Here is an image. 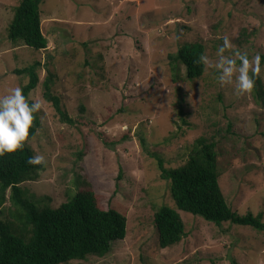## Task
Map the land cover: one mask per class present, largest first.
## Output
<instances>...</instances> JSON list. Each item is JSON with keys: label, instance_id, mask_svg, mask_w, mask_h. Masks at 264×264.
Masks as SVG:
<instances>
[{"label": "rangeland", "instance_id": "374dc122", "mask_svg": "<svg viewBox=\"0 0 264 264\" xmlns=\"http://www.w3.org/2000/svg\"><path fill=\"white\" fill-rule=\"evenodd\" d=\"M19 1L0 0V96L27 83L16 70L42 64L30 93L43 102L40 128L28 146L46 161L39 179L20 187L49 196L56 208L76 193L77 179L87 180L103 206L127 219L125 238L107 255L69 264H264V231L216 226L177 210L169 182L140 143L144 138L168 170L188 160L197 139L214 143L228 208L264 225V105L253 92L240 94L235 76L222 86L205 64L189 81L168 61L182 44L200 43L214 65L224 37L233 45L224 55L264 57V0H43L41 51L8 40ZM46 67L73 125L43 99ZM259 79L264 89V71ZM163 205L180 215L185 236L160 249L153 217Z\"/></svg>", "mask_w": 264, "mask_h": 264}, {"label": "trees", "instance_id": "16d2710c", "mask_svg": "<svg viewBox=\"0 0 264 264\" xmlns=\"http://www.w3.org/2000/svg\"><path fill=\"white\" fill-rule=\"evenodd\" d=\"M42 3L43 0L19 1L7 29L9 41L34 51L46 50L47 39L41 29ZM202 55V44L184 43L168 55V61L174 75L177 76L182 68L185 79L193 81L204 73L205 64L200 61ZM41 69L42 64L35 62L15 71L27 77L22 88L29 99L38 85ZM46 70L43 99L51 105L60 122L73 125L61 98L52 92L55 76L48 67ZM252 92L256 101L264 105V89L259 78ZM39 128L40 120L35 114L24 148L0 157V264H69L90 256L102 258L111 251L114 242L125 238L127 219L115 208L103 206L100 196L87 180L77 179L76 193L56 208L52 207L49 196H36L20 187L23 183L37 181L43 169L42 165L27 162L34 156L28 142L35 138ZM140 143L144 152L155 159L160 179L169 182L177 210L216 226L227 222L264 231V225L257 218L250 215L236 217L221 196L214 143L197 139L188 160L173 170L165 167L163 158L148 148L144 138ZM5 203L9 204L6 208ZM153 223L160 249L177 245L185 236L180 215L166 205L157 208Z\"/></svg>", "mask_w": 264, "mask_h": 264}, {"label": "clouds", "instance_id": "9594fccd", "mask_svg": "<svg viewBox=\"0 0 264 264\" xmlns=\"http://www.w3.org/2000/svg\"><path fill=\"white\" fill-rule=\"evenodd\" d=\"M231 41L224 37V43L218 50V61L213 65L207 56H201L200 61L214 67L219 73V82L223 86L232 84L235 76L236 89L240 94L251 93L260 78L264 65L262 55L256 53L251 59L247 52L235 51L234 56H226V50L232 48ZM239 61V64L237 63ZM238 73V75H236ZM41 100L30 101L25 96L23 88H11L8 94L0 96V157L6 153H14L24 148L30 138L35 114L41 110ZM31 165H43L45 156L36 154L28 158Z\"/></svg>", "mask_w": 264, "mask_h": 264}]
</instances>
